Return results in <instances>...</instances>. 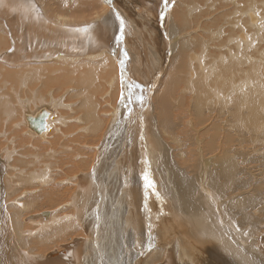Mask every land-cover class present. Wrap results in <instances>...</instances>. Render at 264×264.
I'll use <instances>...</instances> for the list:
<instances>
[{"label":"bare ground","instance_id":"obj_1","mask_svg":"<svg viewBox=\"0 0 264 264\" xmlns=\"http://www.w3.org/2000/svg\"><path fill=\"white\" fill-rule=\"evenodd\" d=\"M4 114L0 264H264V0H0Z\"/></svg>","mask_w":264,"mask_h":264},{"label":"rangeland","instance_id":"obj_2","mask_svg":"<svg viewBox=\"0 0 264 264\" xmlns=\"http://www.w3.org/2000/svg\"><path fill=\"white\" fill-rule=\"evenodd\" d=\"M222 12V10H217L215 13H214V15L213 14H210V15H208V17L206 16L205 17V19H203L205 22H207V23H209L210 22V20H211V18H212V20H213V18H214V16H215V14H216V16L218 15V14H220ZM52 12L50 13V16H48V18H50L51 16H52ZM212 16V17H211ZM215 16V17H216ZM208 18L210 19V20H208ZM33 30H34V28H32ZM197 31H199L200 29H196ZM201 31V30H200ZM200 31L199 32H193V34H198V33H200ZM30 45V44H29ZM12 69H18V68H12ZM6 72V71H5ZM9 72H10V70H9ZM13 78V80L15 81V79H17L16 77H12ZM7 79V78H6ZM31 79V78H30ZM5 81V80H4ZM13 81V83L14 84H16V81L14 82ZM35 82V81H34ZM33 82V83H34ZM12 83V84H13ZM12 85V86H15V85ZM9 88V87H8ZM7 88V89H8ZM180 88V90H181V88H182V86H180L179 87ZM34 90V85H32L31 86V90ZM12 88L10 87L9 89H8V91H10V94H11V96H14L13 95V93H11L12 91ZM7 90L5 89V91H4V93L6 94V93H8V91L6 92ZM182 91V90H181ZM22 93V92H21ZM24 93H26V94H24V95H16V96H14L15 97V100L14 99H12L13 101H15V102H17V103H15V105H14V107L17 109V111H18V113H20L21 112V118H20V120L18 119V118H16V115H15V126L13 125V124H11V125H8L7 126V117H4L5 116V114L2 116V115H0V130H2V133H0L1 135H0V146H2V151L3 152H1L0 151V159L2 160V161H5V159L7 158V154L5 153L9 148H12V149H9L10 151L11 150H14L15 148V150H20V151H22V147H21V143H17L16 144V140H13V138H10V134H9V129L11 128L12 129V127H13V129L16 127V124H17V129H15L14 131H15V133L14 134H17V135H20V137L19 138H21L22 140H24L23 142H25L26 140H28L29 139V135H27V134H24L23 132H22V129L20 130V128L19 127H21V121H22V110H24V109H27V108H29L30 110H32V109H35V106L37 105H32V103H30V104H28L27 103V99L30 97H32V95L30 94V90L29 91H27V92H24ZM106 99V98H105ZM105 99H103V100H105ZM108 99V98H107ZM106 99V100H107ZM111 101V98H109V100L107 101V103H105L104 105L106 106V107H109V102ZM112 101H113V97H112ZM20 102H22V103H20ZM72 102V101H71ZM28 104V105H27ZM22 105V106H21ZM104 105H102V107L103 108H105L104 107ZM18 106V107H17ZM33 106V107H32ZM108 109V108H107ZM3 118H4V120H3ZM73 123V121H71L69 124H72ZM4 124V125H3ZM68 124V125H69ZM13 125V126H12ZM12 126V127H11ZM22 128V127H21ZM18 130V131H17ZM5 131V132H4ZM21 131V132H20ZM4 132V133H3ZM7 133V134H6ZM21 133V134H20ZM3 135V136H2ZM6 135V136H5ZM9 135V136H8ZM26 135H27V137H26ZM12 137H14V135L12 136ZM5 138H8V139H5ZM26 138V139H25ZM54 139V138H53ZM115 140V139H114ZM116 141V140H115ZM9 142V143H8ZM7 144H9V145H7ZM32 144V145H31ZM33 144H34V142L30 139V142H26V146L28 147L27 149H31V151H34V149L35 148H33L34 146H33ZM5 145H7V146H5ZM31 145V146H30ZM3 146H5V147H3ZM25 146V147H26ZM5 148V149H4ZM14 148V149H13ZM6 150V151H5ZM17 151V152H18ZM23 152V151H22ZM36 152V151H35ZM1 153H3V155L1 154ZM4 153L6 154V155H4ZM19 153V155H20V152H18ZM22 155V154H21ZM141 155L142 154H140V153H138V157H140L141 158ZM6 156V157H5ZM148 165H149V163H148ZM142 184H144V180L141 182ZM25 183H21V185H20V188L24 185ZM26 185V184H25ZM24 185V187L23 188H19V190H20V194L18 193V194H16V198L18 197V199L20 198L22 201H24L23 200V198H26L27 196V192L29 191L28 189V186L26 187ZM12 187H13V185H12ZM23 190H25V191H23ZM23 192V193H22ZM25 192V193H24ZM121 204H122V202L119 200L118 201V206L120 205L121 206ZM119 206V219H118V222L115 224V227H116V229H115V231H114V233H115V235L116 236H119V234H120V232H121V239L119 238L118 239V241L121 243V246H123L124 244H125V242H126V239L128 238V234H130V232H131V230H132V224H130V222H129V227H128V229H125L124 228V226H126L125 225V223L123 222V220H125L124 219V217L122 218L121 217V212H122V208ZM20 208V210L22 209L21 207H19ZM121 208V209H120ZM24 210V209H23ZM43 210H46V209H43ZM42 210V211H43ZM7 211V210H6ZM25 211V210H24ZM105 219V220H104ZM123 219V220H122ZM102 220H103V223H105V222H107L108 221V218H107V220H106V218L105 217H103L102 218ZM100 223H101V219H100V221H99ZM123 229H122V228ZM129 229H131V230H129ZM119 230H121V231H119ZM156 231V230H155ZM158 231V230H157ZM169 233V232H168ZM125 235V236H124ZM123 236V237H122ZM57 243V242H56ZM261 245H264L263 243L261 244ZM19 248V247H18ZM262 248H264V246H262ZM19 251H20V248H19ZM20 253L24 256V254H26L27 253V250L26 251H24L23 253H22V251H20ZM32 256V255H31ZM24 257H27L28 259H32L31 257H29V256H24ZM32 257H34V256H32ZM146 257V256H145ZM145 257H144V259H145ZM37 258V257H36ZM39 258V257H38ZM49 258V257H48ZM40 259V258H39ZM159 260H157V261H155V262H158ZM219 261V260H218ZM223 263V262H222Z\"/></svg>","mask_w":264,"mask_h":264},{"label":"water","instance_id":"obj_3","mask_svg":"<svg viewBox=\"0 0 264 264\" xmlns=\"http://www.w3.org/2000/svg\"><path fill=\"white\" fill-rule=\"evenodd\" d=\"M47 113L45 111H40L36 114L34 118H31V125H34L38 130H44L46 128Z\"/></svg>","mask_w":264,"mask_h":264},{"label":"snow or ice","instance_id":"obj_4","mask_svg":"<svg viewBox=\"0 0 264 264\" xmlns=\"http://www.w3.org/2000/svg\"><path fill=\"white\" fill-rule=\"evenodd\" d=\"M163 2L165 4V7H167L169 0H163ZM123 29H124V21H123V19H121L120 20V37H119L121 40L123 39ZM137 99L139 101L143 102L144 97L141 95V96L137 97ZM129 111H131L130 108H129ZM144 179H145V182H146V187H148V188L154 187V183L150 180L148 175H145Z\"/></svg>","mask_w":264,"mask_h":264}]
</instances>
